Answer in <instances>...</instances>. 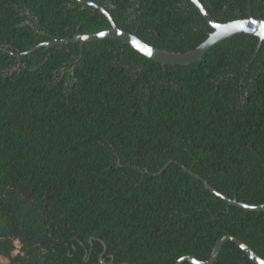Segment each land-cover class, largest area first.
Instances as JSON below:
<instances>
[{
	"label": "trees",
	"instance_id": "trees-1",
	"mask_svg": "<svg viewBox=\"0 0 264 264\" xmlns=\"http://www.w3.org/2000/svg\"><path fill=\"white\" fill-rule=\"evenodd\" d=\"M221 23L249 0H200ZM187 52L213 28L191 0H0V264L208 261L227 235L264 258V41L240 34L165 66L118 39L38 45L111 22ZM264 19V0H251ZM184 264H190L185 262ZM215 264H256L227 242Z\"/></svg>",
	"mask_w": 264,
	"mask_h": 264
},
{
	"label": "water",
	"instance_id": "water-1",
	"mask_svg": "<svg viewBox=\"0 0 264 264\" xmlns=\"http://www.w3.org/2000/svg\"><path fill=\"white\" fill-rule=\"evenodd\" d=\"M195 7L198 9L200 14L205 18V20L209 23V25L213 28V33L210 34L208 39L200 44L197 48L187 51V52H170L167 50L159 49L151 44L146 43L142 39H140L136 34L130 33L124 29H121L112 18L111 14L101 5L97 3L90 2L91 6L99 9L108 20L111 22L112 27L110 29L101 31L95 34H84V35H77L72 38L66 39H54L48 43H44L41 45L32 48L31 50L17 54L16 56L21 58L24 55H29L32 52L36 51L38 48L42 46L48 47H55L60 45H66L70 43H80L81 49L83 51L84 44L91 41H98L102 39H118L122 41L123 44H128L141 54L145 55L148 58L156 60L162 63L164 66L166 64L170 65H189L192 63H196L204 59L205 55L218 43L232 38L236 35L240 34H247L258 37L259 39V46H261L262 42L264 41V19L256 18L252 15L251 11V0H249V7H250V16L247 19L243 20H236L231 21L228 23H221L219 22L202 4L200 0H191ZM185 170H187L190 174L194 177L199 179L208 190H210L213 194L225 199L230 205H234L246 210L250 211H263V205H250L246 203H241L237 199H231L224 195L223 193L216 190L212 187L205 179H203L198 174L194 173L192 169L186 168L183 166ZM233 242L238 247H240L246 255L252 259L256 264H264V258L259 256L248 244H246L241 239L227 235L221 238L215 245L214 251L212 253L211 258L208 261H201L194 256H185L178 260L177 264H184L185 262H189L190 264H215L220 256V253L227 242ZM103 261V260H102ZM104 262H102L103 264ZM129 264V263H126Z\"/></svg>",
	"mask_w": 264,
	"mask_h": 264
},
{
	"label": "flooded vegetation",
	"instance_id": "flooded-vegetation-1",
	"mask_svg": "<svg viewBox=\"0 0 264 264\" xmlns=\"http://www.w3.org/2000/svg\"><path fill=\"white\" fill-rule=\"evenodd\" d=\"M81 2H83V0H81ZM100 259H101V264H102V262H104V259H103V256L102 255H101V258ZM103 264H105V262Z\"/></svg>",
	"mask_w": 264,
	"mask_h": 264
}]
</instances>
